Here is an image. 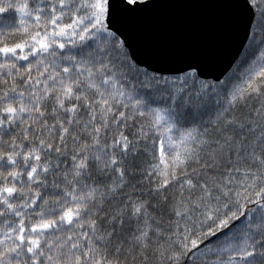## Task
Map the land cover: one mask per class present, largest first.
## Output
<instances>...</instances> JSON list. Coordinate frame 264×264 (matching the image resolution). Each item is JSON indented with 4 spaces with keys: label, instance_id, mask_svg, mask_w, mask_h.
Listing matches in <instances>:
<instances>
[{
    "label": "snow or ice",
    "instance_id": "snow-or-ice-1",
    "mask_svg": "<svg viewBox=\"0 0 264 264\" xmlns=\"http://www.w3.org/2000/svg\"><path fill=\"white\" fill-rule=\"evenodd\" d=\"M0 264H264V0H0Z\"/></svg>",
    "mask_w": 264,
    "mask_h": 264
},
{
    "label": "water",
    "instance_id": "water-1",
    "mask_svg": "<svg viewBox=\"0 0 264 264\" xmlns=\"http://www.w3.org/2000/svg\"><path fill=\"white\" fill-rule=\"evenodd\" d=\"M178 2L186 5H192L196 3V0H178ZM168 11L171 14L178 16H196L203 10L196 7L188 6V7H178V8L169 9Z\"/></svg>",
    "mask_w": 264,
    "mask_h": 264
}]
</instances>
